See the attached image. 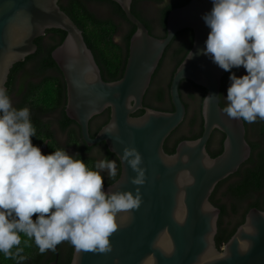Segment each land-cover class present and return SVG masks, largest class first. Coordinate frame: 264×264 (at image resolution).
I'll use <instances>...</instances> for the list:
<instances>
[{
  "label": "water",
  "instance_id": "95a60500",
  "mask_svg": "<svg viewBox=\"0 0 264 264\" xmlns=\"http://www.w3.org/2000/svg\"><path fill=\"white\" fill-rule=\"evenodd\" d=\"M109 1L117 4L135 27L122 77L113 82L102 79L82 31L61 10L59 0H0V87L7 90L13 66L36 53V39L43 38L49 30L65 32L63 42L51 52L65 84L64 113L78 126L87 147L103 143L117 159L119 176L104 186L105 191L135 194L139 188L141 194L142 203L137 210L118 214V229L109 238L111 251L81 252L78 264H144L149 257L153 264H264V211L251 208L227 242L217 247L215 241L220 209L210 202V197L220 182L235 174L250 158L251 147L244 122L221 111L220 97L207 103L204 100L210 94L220 96L225 73L203 54L210 29L202 17L211 11V0H190L171 10L163 38L152 36L132 13L133 0ZM184 30L192 32V46L170 81L173 110L149 108L144 100L153 75L167 47ZM169 67L168 63L164 66ZM158 81L146 97L147 103L155 106L162 105L153 96L156 89H164L167 84V80ZM184 81L206 91L201 103L203 131L195 140L179 142L174 153L168 154L164 143L186 115L179 90ZM182 95L189 113L178 134L190 135L198 130L199 121L193 120L200 95L188 83L183 84ZM106 110L108 122L91 137L90 121ZM138 111L142 115L133 116ZM112 123L116 128L109 130ZM214 131L223 134L224 140L222 152L212 158L206 146ZM126 147H134L142 157V186L131 184L136 174L127 162L120 160ZM211 149H215L214 144ZM54 257L49 264H58L57 247ZM75 258L73 247L69 264Z\"/></svg>",
  "mask_w": 264,
  "mask_h": 264
},
{
  "label": "clouds",
  "instance_id": "9594fccd",
  "mask_svg": "<svg viewBox=\"0 0 264 264\" xmlns=\"http://www.w3.org/2000/svg\"><path fill=\"white\" fill-rule=\"evenodd\" d=\"M211 3V11L202 17L210 29L203 54L225 72L242 67L246 73L229 75L221 111L249 124L264 121V0ZM219 97L210 94L204 100ZM115 128V123L109 125V130ZM35 135L30 109L14 107L0 87V253L24 260L21 234L40 254L70 242L76 252L73 264L81 252H110L118 214L137 210L142 203L139 188L135 194L105 191L102 173L113 180L118 176L114 160L100 159L90 168L63 149L44 155L31 141ZM120 160L136 174L131 184L144 185L140 153L126 147ZM144 264H153L152 259Z\"/></svg>",
  "mask_w": 264,
  "mask_h": 264
},
{
  "label": "trees",
  "instance_id": "16d2710c",
  "mask_svg": "<svg viewBox=\"0 0 264 264\" xmlns=\"http://www.w3.org/2000/svg\"><path fill=\"white\" fill-rule=\"evenodd\" d=\"M136 1L139 0H133L131 11L146 26L149 33L151 34V31L153 29L155 30L156 28L154 25V21H150L142 15L144 17L143 18L141 14L136 11V9L134 8V3ZM145 1H151L159 5L163 0ZM189 1L190 0H172L164 8L156 10L155 13L157 16V22L155 23L160 32H163V35L160 38L165 37L166 17L168 13L175 8L186 5ZM88 2L108 4L112 12L121 21L128 23V31L123 33L120 43H116L114 40L117 32L119 31V24L112 19L104 20L96 17L95 14L89 11L87 7ZM58 5L60 6L61 10L64 11L82 31L84 41L87 47L91 50L94 59L101 71L102 79L106 82L119 80L122 77L126 65L129 40L135 31V27L126 20L125 15L123 14L120 7L109 0H59ZM182 32L192 34L190 30H184ZM49 34L53 36V42L51 44L45 45L43 43L44 37L36 39L34 41V43L37 45L36 53L26 58L24 62L15 64L10 71L8 81L6 83L7 92L10 96L11 92L14 91L18 73L23 72L28 64L32 65L30 75L41 77V80L38 83L32 82L28 83L27 86L24 85V89L22 87L24 83L21 85V88L19 89V94L21 95L20 101L18 104H16L15 107L17 109L24 107H28L30 109L31 121L36 129V135L31 138V141L34 146H37L41 149V152L44 155L51 154L52 151H55L57 149L65 150L64 148H61L56 144L53 138V133L49 129V123H45L43 120L45 116L57 110H61L62 113L60 116L59 125L62 131L68 129L72 125L76 126L75 123L70 121L64 113L63 109L66 102L65 84L60 71L51 58V52L63 42L66 33L60 30L46 31V35ZM174 44L175 39L165 50L163 55L164 59L162 58L163 61L161 60L159 63L160 67L158 66L159 70H161L162 66L164 67L166 63H170L174 66V73L176 68L183 61L184 57L190 50L192 46V38L188 45L186 43H178V46L176 47L174 46ZM173 46L175 47L176 52L170 55V50L174 49ZM241 68H234L231 70V72H225L222 77L220 91V106L222 108L226 106L225 103L222 104V96L225 87L230 82L229 75L232 73L236 75V73ZM25 76L27 77L28 75L25 74ZM170 76L172 77L171 74ZM171 77L170 80L167 81L168 84H166L168 91V106L161 105L156 106L152 109L164 111L161 109H168L167 107H169L171 108V110H173L169 98V86ZM154 82L155 80H153V84ZM152 86L150 87V89H148L149 91L151 90ZM199 90L201 91V97L199 98L196 115L193 120V122H197V120L199 121L198 131L190 135L177 136L180 128L184 123L181 124L165 141L164 150L166 153L173 154L175 151V147L181 141L195 140L201 136L203 131L201 103L206 94V91L202 88H199ZM153 96L157 102H163L166 96L165 89H163L162 87L157 88ZM146 97L147 96H145L144 105L146 104L150 108V103H147ZM184 105L187 110L189 108V105L187 103H184ZM142 113V111H138L133 116H140L142 115ZM95 119L101 120V123L97 127V129H100L108 122L109 110H106L103 114L93 118L92 120ZM244 124L246 132H248L249 123L244 122ZM251 125L254 129H256V133L259 137V142H251L248 141L249 139H246L251 147L250 158L240 166L235 174L220 182L216 186L210 197V202L220 209V216L217 224L218 231L215 237L217 247H220L229 240V238L236 231L237 227L244 222V217L251 208H257L258 210L264 211V121L258 120ZM72 130H70V133L73 136L75 135V133ZM94 135V133L90 132L91 137H94ZM78 137L79 141L72 138V143L77 147L74 158L80 159L84 161L88 167L94 168L96 159L88 156L94 150V147H87L81 140L79 128ZM223 140L224 137L221 139V142ZM96 149H98V152L101 155V159L107 158L116 162L119 176L120 168L117 159L111 153H109L106 148L100 145L97 146ZM221 152L222 147H220L219 150H214L213 152L208 153L212 158H214ZM118 176L115 180L109 177H104V186H108L115 182ZM222 188L224 189L222 192H220ZM217 196L227 197L230 202L228 204L223 203L219 198H217ZM228 214H232L233 216L237 215L234 224H231V226L224 225V219L226 216H228ZM21 240L22 242L19 247L23 249L21 255L25 257V259L20 260L19 257L5 258V256L0 253V264H49L54 260V250L47 251L44 254H40L32 240L24 237L23 234H21ZM57 248L59 252L58 264H69L72 257L73 246L70 244V242L65 241L57 245ZM13 252H15V249H13Z\"/></svg>",
  "mask_w": 264,
  "mask_h": 264
},
{
  "label": "rangeland",
  "instance_id": "374dc122",
  "mask_svg": "<svg viewBox=\"0 0 264 264\" xmlns=\"http://www.w3.org/2000/svg\"><path fill=\"white\" fill-rule=\"evenodd\" d=\"M172 0H166V2H170ZM87 7L89 9V11H91L93 14L96 15V17L100 18V19H112L114 20L116 23L119 24V31L117 32L114 40L116 43H120L121 41V37L123 35V33L128 29V26L125 25L111 10L110 6L106 3H98V2H88L87 3ZM147 10H152V5H148V8H146ZM148 20H150L148 18V16H145ZM158 30V31H157ZM155 31L160 32L159 29L155 28ZM52 35H46L45 39H44V44L48 45L51 44L53 42L52 40ZM32 68L31 64H28V66H26L25 70L21 73H18L17 77H16V82H15V86H14V91L11 92V100H12V104L15 107L16 104L19 103L20 101V94H19V89L21 88L20 84V78H22L23 74L28 75L29 77H33L32 75H30V69ZM47 74H51V73H47ZM46 74V75H47ZM245 71L243 68H241L237 73L236 76L240 77L242 75H245ZM40 78V77H39ZM34 80V79H33ZM41 80V78L39 80H35L34 82H39ZM23 89L25 88L24 84L22 85ZM227 88L224 90L223 93V101L225 103V99L224 97H226L227 95ZM226 104V103H225ZM57 114L56 113H52L49 114L47 116H45L43 118L45 123H49V126L51 128V130L54 132L57 141H58V146L63 148H67L69 153H72L71 151L74 150V144L72 143V138L76 139L77 141H79V137H78V130L76 127H73L74 129L72 131H74L75 135L72 136V134L70 133V130L68 131H60L57 125ZM73 133V134H74ZM248 139L251 142H259V137L256 133V129L253 128V126L251 124H249L248 126ZM89 155H91L92 157H94L96 159V161L101 159V156L99 155V152L97 151V149L93 150ZM102 175L107 178V173L104 172L102 173ZM224 188H222V190L220 192L223 191ZM217 198L220 199L221 202L228 204L230 202V200L227 197H221V196H217ZM237 216H233L232 214H228V216L225 217L224 219V225L227 226H231V224L233 225L235 220H236Z\"/></svg>",
  "mask_w": 264,
  "mask_h": 264
},
{
  "label": "flooded vegetation",
  "instance_id": "af4514ba",
  "mask_svg": "<svg viewBox=\"0 0 264 264\" xmlns=\"http://www.w3.org/2000/svg\"><path fill=\"white\" fill-rule=\"evenodd\" d=\"M169 2H166V0H163L159 5H157V4H155V3H153V2H151V1H145V0H139V1H136L135 3H134V8L136 9V11L139 13V14H141V16L143 15V16H148V18L150 19V21H154V25H155V27L157 28V25H156V23L155 22H157V20H156V18H157V16H156V10L158 9V10H160V9H162V8H164L167 4H168ZM148 5H152V10H147L146 8H148ZM142 16V17H143ZM144 18V17H143ZM125 25H127L128 26V23H126V22H124V21H122ZM129 28V27H128ZM158 29V28H157ZM128 31V29L125 31V32H127ZM158 31V30H157ZM157 31H155L154 29L151 31V35L152 36H154V37H157V38H160V37H162V35H163V32H157ZM124 32V33H125ZM45 37H46V35L44 36V38H43V43H44V39H45ZM191 38H192V34H190V33H183V32H180V33H178L177 35H176V37L174 38L175 39V43H177V46H178V43H180V44H182V43H186L187 45L190 43V41H191ZM174 49H171L170 50V55H172L173 53H175L176 51H175V47H173ZM170 49V48H169ZM168 54V53H167ZM166 54V55H167ZM166 57V56H165ZM163 59H164V57H163ZM163 61V60H162ZM164 63V62H163ZM169 65H170V67L168 68V69H165L163 66H162V68H161V70H159V67H160V65H159V67H158V69L155 71V73H154V75H153V80H159L158 82H160V83H162V82H164V81H169L170 80V74L171 75H173V70H174V66L172 65V64H170L169 63ZM31 70V69H30ZM33 77L31 78V77H29V76H25V74H23V76H22V78H20V84H22L23 82H24V85H28V83H38V82H34L35 80H39L40 78L39 77H37V76H35V75H32ZM172 78V77H171ZM34 79V80H33ZM153 80H152V82H151V85H150V87L152 86V84H153ZM184 83H188L190 86H191V88H193L194 90H197V91H199V95H200V97H201V91L199 90V87H196V86H194L193 84H191L190 82H188V81H184V82H182L181 84H180V87H179V90H180V95H181V99H182V101L184 102V103H186L185 101H184V99H183V95H182V86H183V84ZM168 84V83H167ZM230 85V82L228 83V85L226 86V87H228ZM226 87H225V89H226ZM150 89V88H149ZM165 89V95H166V98H165V100H164V102H166V106H168L167 105V103H168V95H167V86H166V88H164ZM148 93H149V90H148V92L146 93V96L148 95ZM224 93V92H223ZM199 97V98H200ZM145 101V100H144ZM199 101V100H198ZM145 103V102H144ZM158 104H162V105H164L163 104V102H158ZM222 104H224V101H223V96H222ZM146 105V104H145ZM147 106V105H146ZM150 106V108H155L156 106L154 105V104H150L149 105ZM148 107V106H147ZM163 108V107H162ZM168 109H166V108H163V109H161V110H164V111H166V112H171L172 110H171V108H169V107H167ZM173 108V107H172ZM64 110V109H63ZM53 113H56L57 114V125H58V128H59V130L60 131H62V129L60 128V125H59V120H60V116H61V110H57V111H55V112H53ZM188 113H189V108L186 110V115H185V119H184V121H183V123L185 122V120H186V118H187V116H188ZM52 114V113H51ZM101 123V120H98V119H95V120H92V121H90V123H89V130H90V132H92V133H94V134H96L98 131H99V129H97V127L99 126V124ZM182 123V124H183ZM203 124V123H202ZM76 125V124H75ZM73 127H76L77 128V125L76 126H74V125H72V126H70L68 129H66V130H64V131H68V130H72V129H74ZM49 129L51 130V128L49 127ZM97 129V130H96ZM77 130H78V128H77ZM202 130H203V125H202ZM198 131V130H197ZM51 132L53 133V138H54V140H55V142H56V144L58 143V141H57V138H56V136H55V134H54V132L51 130ZM217 132V133H216ZM95 136V135H94ZM177 136H179V134L177 135ZM224 136H223V134H221L220 132H218V131H214L213 133H212V135H211V137H210V140H209V142L207 143V146H206V149H207V151L208 152H213L214 150H219L220 149V147H222V143H223V141L221 142V139L223 138ZM246 139H248V132H246ZM249 141V140H248ZM212 144H214L215 145V149L214 150H212L211 149V145ZM58 145V144H57ZM102 146V147H104V148H106V146L103 144V143H101V144H98V145H95V146H93L94 147V150L96 149V147L97 146ZM64 149H65V151L69 154V155H73V156H75V154H76V149H77V147L76 146H74L73 148H74V150H72L71 152L72 153H69L68 152V149L67 148H65V147H63ZM107 149V148H106ZM97 151H98V149H97ZM100 155V154H99ZM89 157H91V158H94V157H92L91 155H88ZM101 156V155H100ZM120 168V167H119ZM119 172H120V169H119ZM237 216V215H236ZM33 219H35V216L33 217Z\"/></svg>",
  "mask_w": 264,
  "mask_h": 264
}]
</instances>
